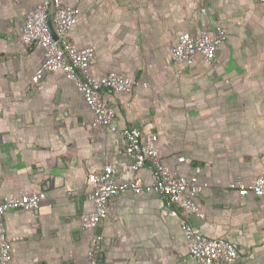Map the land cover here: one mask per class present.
Wrapping results in <instances>:
<instances>
[{
    "label": "crops",
    "instance_id": "1",
    "mask_svg": "<svg viewBox=\"0 0 264 264\" xmlns=\"http://www.w3.org/2000/svg\"><path fill=\"white\" fill-rule=\"evenodd\" d=\"M39 1L0 0V199L41 195L37 210L4 214L7 264H90L94 234L97 264H201L188 256L182 219L235 242L233 264H264V200L227 186L264 172V0H65L79 9L70 40L93 47L92 76L115 71L135 81L130 95L103 94L115 125L155 133L165 164L207 184L197 200L204 218L167 213L156 192L126 190L109 199L97 231L79 218L93 207L88 174L108 162L117 181L136 175L149 184L150 169L127 170L121 136L91 126L62 70L32 82L42 49L20 33ZM213 22L225 30L214 59L197 56L176 73L170 49L178 34Z\"/></svg>",
    "mask_w": 264,
    "mask_h": 264
},
{
    "label": "built area",
    "instance_id": "2",
    "mask_svg": "<svg viewBox=\"0 0 264 264\" xmlns=\"http://www.w3.org/2000/svg\"><path fill=\"white\" fill-rule=\"evenodd\" d=\"M50 5L56 39H53L47 26ZM200 12L205 13L201 7ZM79 9L67 4L65 0H40L27 11L20 33V39L28 45H38L42 49L43 61L31 77L32 82L39 81L46 72L62 70L74 83L85 104L91 111L93 128L117 131L123 140L119 150L129 158L128 171L135 172L143 166L150 169V183L145 184L138 176L119 182L116 180L114 167L104 163L102 167L87 176L89 189L87 197L92 209L80 214L83 228H96L107 216V203L112 196L123 191H152L161 196L164 210L173 213V208H180L185 214L204 218L197 200L206 183L197 176H185L178 168L165 164L156 147L155 133L143 134L138 126L118 128L114 123V109L106 102L103 94L130 95L135 88V81L129 76L115 71H108L98 77L92 76L90 67L94 59L92 46L77 47L69 38V31L77 22ZM225 40V30L217 22L198 34L180 32L171 46L170 57L176 73H181L185 62H192L197 56L211 62L218 46ZM129 102H126L128 105ZM180 156L178 161H184ZM230 190L240 195L252 194L264 200V172L250 180L243 181L235 177L227 184ZM39 193H24L18 196L7 195L0 199V264H7L11 257V246L6 236L4 214L17 209L37 210L40 205ZM180 228L186 240L188 256L201 264H233L238 256L237 245L227 236L209 237L194 228L187 219L180 220ZM101 236L94 234L87 251L90 264H97L96 245Z\"/></svg>",
    "mask_w": 264,
    "mask_h": 264
},
{
    "label": "water",
    "instance_id": "3",
    "mask_svg": "<svg viewBox=\"0 0 264 264\" xmlns=\"http://www.w3.org/2000/svg\"><path fill=\"white\" fill-rule=\"evenodd\" d=\"M52 13H53V6L50 5L49 11H48V17H47V26H48V29H49V31H50L51 36L53 37V39H56V34H55V31H54L53 24H52V19H51ZM98 229H99V226H97L95 228L96 231Z\"/></svg>",
    "mask_w": 264,
    "mask_h": 264
}]
</instances>
